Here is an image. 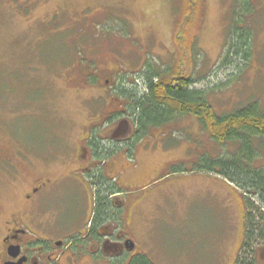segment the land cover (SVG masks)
<instances>
[{
    "label": "rangeland",
    "instance_id": "obj_1",
    "mask_svg": "<svg viewBox=\"0 0 264 264\" xmlns=\"http://www.w3.org/2000/svg\"><path fill=\"white\" fill-rule=\"evenodd\" d=\"M185 1L0 0V150L15 160L22 144L28 152L68 154L75 165L85 134L113 133L114 126L92 120L119 103L115 96L136 129L130 98L143 90L147 65L189 73V87L204 90L218 113L252 101L264 111V0H245L238 18L236 0ZM234 26L248 35L245 43ZM147 132L130 138L125 168L114 169L123 195L139 204L130 226L137 250L151 264H234L244 198L220 175L192 169L233 155L238 143L214 141L192 113ZM260 144L253 165L264 171ZM17 163L30 180L33 165ZM0 170V189L10 192L15 169ZM67 182L66 198H78L77 181ZM62 203V222L84 206ZM261 243L250 247L254 264H264Z\"/></svg>",
    "mask_w": 264,
    "mask_h": 264
},
{
    "label": "flooded vegetation",
    "instance_id": "obj_2",
    "mask_svg": "<svg viewBox=\"0 0 264 264\" xmlns=\"http://www.w3.org/2000/svg\"><path fill=\"white\" fill-rule=\"evenodd\" d=\"M115 98L116 106L112 104L92 120L114 126L113 133L85 134L75 165L68 154L28 152L22 144L15 160L0 150L3 173L12 168L16 172L11 193L0 189V264H142L140 250L135 244L130 247L134 243L130 226L140 212L139 204L123 195L114 170L117 164L125 168L122 151L130 148L136 129L126 103ZM17 161L33 165L30 180L24 179ZM72 177L81 191L78 198L69 199L67 180ZM60 202L64 207L73 202L85 207L76 205L62 222ZM256 248L264 255L263 243Z\"/></svg>",
    "mask_w": 264,
    "mask_h": 264
},
{
    "label": "trees",
    "instance_id": "obj_3",
    "mask_svg": "<svg viewBox=\"0 0 264 264\" xmlns=\"http://www.w3.org/2000/svg\"><path fill=\"white\" fill-rule=\"evenodd\" d=\"M244 1L236 0L233 18L240 16L241 4ZM185 6L189 7L187 0ZM235 28L240 30L238 40L241 44L245 43L248 35L242 28L234 26L232 30ZM147 66L151 69L144 73L143 90L135 92V96L130 98L133 105L130 104L129 107L134 111L133 119L136 125L133 137L135 139L132 140L148 134L147 131L151 127L162 126L169 119H174L176 113H192L214 141L221 144L229 141L238 143V149L233 155H222L206 165L191 169L218 174L240 190L245 204L244 228L243 240L234 264H254V259L248 256L250 247L257 240L264 241V171L261 167L253 165L258 155L255 148L258 149L261 147L260 143H264V111L257 102L252 101L227 113H218L208 101L204 90L189 87L193 81L189 73L173 66L158 70L152 69L151 65ZM129 147L132 148L131 144ZM130 148L127 153L131 152ZM254 197L261 206L253 203ZM104 211L106 208L102 207V212ZM139 261L142 264H151L150 259L143 254Z\"/></svg>",
    "mask_w": 264,
    "mask_h": 264
},
{
    "label": "crops",
    "instance_id": "obj_4",
    "mask_svg": "<svg viewBox=\"0 0 264 264\" xmlns=\"http://www.w3.org/2000/svg\"><path fill=\"white\" fill-rule=\"evenodd\" d=\"M209 176H211V177H213L215 180H218L217 178H216V176L217 175H214V174H208ZM219 178H221V177H219ZM221 179H223L224 181H226L227 182V184L225 183V182H223L225 185H227V186H229V185H232V186H234L232 183H230V182H228L226 179H224V178H221ZM220 180V179H219ZM229 184V185H228ZM137 214V213H136ZM139 214V213H138ZM136 216V215H135ZM134 219H135V217H134ZM133 219V220H134ZM234 260V259H233Z\"/></svg>",
    "mask_w": 264,
    "mask_h": 264
},
{
    "label": "water",
    "instance_id": "obj_5",
    "mask_svg": "<svg viewBox=\"0 0 264 264\" xmlns=\"http://www.w3.org/2000/svg\"><path fill=\"white\" fill-rule=\"evenodd\" d=\"M133 245H134V243L131 241V242H130V247H133Z\"/></svg>",
    "mask_w": 264,
    "mask_h": 264
}]
</instances>
